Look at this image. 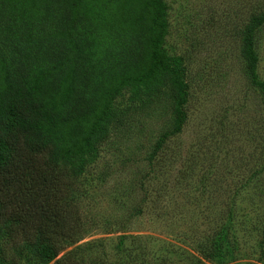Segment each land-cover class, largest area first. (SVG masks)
I'll return each instance as SVG.
<instances>
[{
  "label": "rangeland",
  "instance_id": "1",
  "mask_svg": "<svg viewBox=\"0 0 264 264\" xmlns=\"http://www.w3.org/2000/svg\"><path fill=\"white\" fill-rule=\"evenodd\" d=\"M74 2L0 0V92L93 109L90 139L44 123L59 148L33 156L32 180L1 173L0 264H264V90L249 76L264 85V0ZM142 20L167 69L117 51ZM11 210L27 214L2 222ZM43 218L61 234L30 246Z\"/></svg>",
  "mask_w": 264,
  "mask_h": 264
},
{
  "label": "trees",
  "instance_id": "2",
  "mask_svg": "<svg viewBox=\"0 0 264 264\" xmlns=\"http://www.w3.org/2000/svg\"><path fill=\"white\" fill-rule=\"evenodd\" d=\"M74 1L75 0H56V3L63 9V14L67 12L71 13L72 11L75 13L77 6L76 2ZM155 1L156 0H152V3L155 4ZM155 6L157 9L159 8L157 4H155ZM256 21L257 22H255L254 25L258 23V20ZM251 27L253 26H250L247 33L245 34L246 38L248 32H250L249 29ZM22 30H24L23 33L21 32ZM9 31L10 33H12V31L8 27L6 29V33ZM148 31L149 26H145L144 21L142 20L141 25L132 34V36L126 37L128 38V40L124 39L119 42L120 44L117 51L122 55L128 54L130 58L135 61H145L150 57V63L140 67V71H144L146 67H148L146 68V71L149 68L155 69L158 65L160 67L164 66L163 69H167L169 67L167 61L164 63V60H162L161 57H156L153 53L154 51L149 54L143 50L145 33ZM15 34L19 37L22 36L21 38L17 39V41H20L19 44L30 40V34L33 36L31 31L28 30L24 24L22 28H19L15 32ZM78 41L82 42L80 40ZM74 49L77 52L78 46L74 45ZM249 76L250 82L254 86L260 87L264 90V85L255 80L254 74L251 70V66L249 69ZM82 80L85 82V78H82ZM81 86L82 85H80V87ZM49 87L53 88L55 86L54 84H52L49 85ZM6 94V92H0V175L3 172L11 171V173L28 180L29 178H31V174L39 169L36 161H32L35 154H38L42 150H45L48 145L52 146L51 149H53L54 151H58L59 146L57 142L50 141V135L51 137H53V134L51 132H48V129L44 128V123L50 125L56 119L61 122L67 121V123L71 125L70 136L73 141H76L75 138L78 137V135H82L83 139H90L89 132L88 134H85L86 132H82L81 123L84 119H86L85 112L91 111L93 109L90 106L85 105V103L81 104L80 106L75 105V100H77L75 94L72 96L70 93L69 98L70 100H72V105L70 108L68 106L61 114H59L53 108L54 106L51 105L50 107H48L46 105L47 102L39 100L36 97L34 98L33 96L31 97L30 94H24L23 92L16 94L12 92L10 96H14L16 98L12 97L11 100L6 99ZM51 98L53 100V96H51ZM83 109H85L86 111H84ZM87 114H90V112H88ZM97 114L102 115V112H97ZM101 118L105 119L103 116L97 117L98 120H100ZM55 124L56 122L53 123V125ZM61 141L62 140L59 138L58 143H60ZM16 142L21 143L20 149L18 151L23 152V154L21 155L26 157V160L24 159V166H22L19 162V160L23 159L21 155L18 156L17 153L16 155L10 154L9 156V154H7L6 149L11 148V146ZM52 155L55 158L57 157V154L55 152H53ZM27 161H29V164L27 163ZM30 180H32V178ZM0 184L4 187L9 186L8 179L0 177ZM16 193H18V191H16ZM56 195L59 196L58 193H56ZM49 212L50 210L48 208V213ZM24 214H27V212L25 213V210H23L21 214H15V212L11 210L10 212H3V214H1V219L2 222L16 221L17 217ZM55 215L59 217L58 214ZM62 228V224L58 222L57 219L49 220L48 218H43L40 229L35 230L33 227L29 229L28 233L29 236L32 237V240H29L28 243L30 246L34 245L33 243H36L35 245L37 246H48L47 241L51 239L54 240L52 234L60 235ZM41 255L44 258L48 257V253L44 250H41Z\"/></svg>",
  "mask_w": 264,
  "mask_h": 264
}]
</instances>
